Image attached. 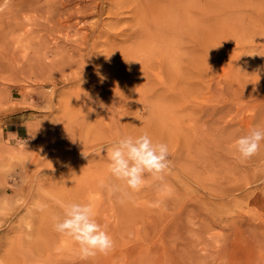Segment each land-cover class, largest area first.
<instances>
[{"label": "rangeland", "instance_id": "374dc122", "mask_svg": "<svg viewBox=\"0 0 264 264\" xmlns=\"http://www.w3.org/2000/svg\"><path fill=\"white\" fill-rule=\"evenodd\" d=\"M131 1L116 24L107 10L86 16L82 25L99 18L103 33L79 44L81 31L52 28L55 0H0V264H264V142L243 159L233 145L245 129L224 128L236 116L264 129V1L237 0L197 48L155 44L154 9ZM53 37L84 51L69 68L41 72V55L60 59ZM18 50L30 55L24 65ZM216 107L220 122L208 117ZM16 124L26 138L7 137ZM145 131L168 145L171 164L132 192L111 175L107 148L117 132ZM69 202L90 204L107 226V255L81 259L54 231Z\"/></svg>", "mask_w": 264, "mask_h": 264}, {"label": "bare ground", "instance_id": "6f19581e", "mask_svg": "<svg viewBox=\"0 0 264 264\" xmlns=\"http://www.w3.org/2000/svg\"><path fill=\"white\" fill-rule=\"evenodd\" d=\"M236 1L237 0H141V2L143 4H147V7L149 9H154L152 11L154 14H150L147 17V21H148V23H150L152 26L155 27V31L152 33V36L155 37L154 39H152V41L155 44L158 41L163 46L164 45L170 46L177 41H180V42L183 41L186 44H194V46H196L195 48L203 47L204 46L203 44L208 42V31H207L208 28L213 27L215 30L216 29L219 30V27L221 28V26H224V24H222L220 21L221 13L226 12V11H228V12L230 11L233 13L237 8H239L238 3ZM252 1L257 3L255 6H260V3L264 0H252ZM252 1L250 3L248 0V4L246 6L253 8L254 3ZM55 2H56V0H55ZM56 3L58 4V9H57L58 21H57L56 25L52 26V28H55V30L58 32H60L61 30L70 32L72 29V32H74V35H76L78 32L80 33V31H81L83 37H82V42L80 41L79 44H81V43L84 44V42H87L89 34H92V35L94 34L96 37L95 33H98V34L101 33L100 35H102V33H103V32H100V30L97 31V29H101V27L99 28L100 25L97 27V25H98L97 22L99 21L98 20L99 18L97 19L96 22L94 21V23L84 22V25H82V22H83V20H85L84 18H86V16L96 14L95 16L98 17V15L101 14L104 10H107L108 13L113 16L112 21H110V23L115 22V24H116V22H118V20H119L118 16L120 14V10L123 9V7L126 3L130 4V3H132V1L131 0H58ZM104 3L107 4L106 7H108V8H105ZM236 3H237L238 7L236 6ZM241 3L243 4V2H241ZM262 3H264V2H262ZM53 11L54 10L52 7L48 8L49 13H52ZM129 12L131 13V16L134 15L133 9H131V11H129ZM223 14H225V13H223ZM101 20H102V18H101ZM111 25L113 26V24H111ZM67 32L65 33V38H64L65 42H66V40H68ZM104 33H106V32H104ZM107 33L109 34L108 31H107ZM114 34H116V33H114ZM81 36H80V38H81ZM105 36H107V35H105ZM108 36H110V35H108ZM114 36L112 33V37H114ZM119 36H120V34H119ZM119 36H117V37H119ZM63 37H61V41H63V39H62ZM78 37H79V35H78ZM99 37H101V36L98 35L97 39ZM117 37H116V39H117ZM125 37H126V39L130 38L127 35H125ZM12 38H10V39H12ZM106 38H104L105 41H106ZM114 38H113L112 42H115ZM53 39L55 41L59 40L58 37H53ZM127 40H129V39H127ZM61 41L59 40V42H56V44L54 45L55 49H56L55 51L57 52L56 54H59V57H60L59 60L46 61L45 60L46 57L44 58V57H42V55L40 56V58L34 60L35 62H33V63H37L36 67L41 72L42 71L46 72V70H49V72H51V69L53 67H59L60 69L69 68L74 64L75 56H80V51H84L82 48H81V50L77 49V47L75 46V43H74V42H76L75 39L73 40L74 42H71L73 44V46H75V48H67V46H66L67 43H65L64 41H63L64 45H62V44L58 45V43H60ZM91 42L93 43V40H91L90 43ZM108 42H110V41H108ZM83 44H82V46H83ZM3 46H4V44H3ZM14 49H16V48H14ZM5 50H7V49H4V51L1 52L2 55H4ZM168 50H169V48H168ZM12 51H14V50H12ZM18 51H16V52L18 53ZM189 52L193 53V50L187 49V51L184 53V55L185 54L190 55ZM23 54H25V53H23ZM34 54H36V53H34ZM19 55L20 56H18V57H21V58H20V62L18 59V63H20L21 65L26 64L29 61V59H31V58H29L30 55H28L29 59L25 55H22L21 52L19 53ZM14 56L15 55H13V57ZM13 57H12V59H13ZM73 59H74V61H73ZM13 63L15 64V60L13 61ZM20 64H18V65H20ZM15 68H16V66H15ZM21 68H23V66H21ZM31 68H33V67H31ZM1 70H3V68ZM82 70H83V68H82ZM8 72H9V70H8ZM6 75L10 76V78L8 76L7 79L12 78L11 77L12 73L6 74ZM6 75H4V76H6ZM0 77H1V75H0ZM94 83H95V81H94ZM92 88H94V87L92 86ZM96 89H100V88H96ZM94 92H96L95 89H94ZM94 92H93V94H95ZM100 94H102V93H100ZM212 112L213 113H210V115L209 116L207 115V116L211 117V119H214L213 121H219V120L224 118V116H219L220 112H218L217 107L214 108ZM235 118H236V116L231 117L230 120L224 121V123H225L224 128L231 127L233 129L236 127V131H237L238 127L241 129L243 128V129H245V134H246L250 129L248 127L249 126L248 120L245 121L246 119H240L239 121H237ZM234 119H235V121H234ZM210 122H212V121H210ZM241 129H240V131L243 130V129L242 130ZM230 131H231V129H230ZM232 135H233V133H232ZM180 169L182 170L183 168H179V170Z\"/></svg>", "mask_w": 264, "mask_h": 264}, {"label": "clouds", "instance_id": "9594fccd", "mask_svg": "<svg viewBox=\"0 0 264 264\" xmlns=\"http://www.w3.org/2000/svg\"><path fill=\"white\" fill-rule=\"evenodd\" d=\"M116 135L119 139L107 148L109 171L132 192H138L145 185V174L159 179L169 170L171 161L166 143H154L146 131L135 137L119 132ZM262 142L264 129L254 126L240 135L233 147L241 158L248 159L258 153ZM45 207L41 206V210ZM61 208L62 216L54 217V231L78 245L81 259L107 255L112 250L114 241L107 226L97 222L95 210L90 204L69 202L63 203Z\"/></svg>", "mask_w": 264, "mask_h": 264}, {"label": "crops", "instance_id": "0c3cea01", "mask_svg": "<svg viewBox=\"0 0 264 264\" xmlns=\"http://www.w3.org/2000/svg\"><path fill=\"white\" fill-rule=\"evenodd\" d=\"M6 133L10 140H20L26 138L27 136L26 128L22 124H16L13 127H8Z\"/></svg>", "mask_w": 264, "mask_h": 264}]
</instances>
